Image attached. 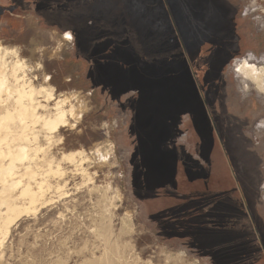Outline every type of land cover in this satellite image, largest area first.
<instances>
[{"label":"rangeland","instance_id":"1","mask_svg":"<svg viewBox=\"0 0 264 264\" xmlns=\"http://www.w3.org/2000/svg\"><path fill=\"white\" fill-rule=\"evenodd\" d=\"M44 1L0 0V40L83 97L53 152L85 150L92 180L64 164L66 194L16 222L0 264H264V93L231 72L264 65V0H161L159 34L131 0H57L51 18Z\"/></svg>","mask_w":264,"mask_h":264},{"label":"bare ground","instance_id":"2","mask_svg":"<svg viewBox=\"0 0 264 264\" xmlns=\"http://www.w3.org/2000/svg\"><path fill=\"white\" fill-rule=\"evenodd\" d=\"M58 38L62 45L70 41L72 35L66 33ZM258 63L244 57L231 64V72L246 83L245 87L252 86L264 93V65ZM37 64L42 67L40 62ZM31 69L17 46L0 40V250L22 216L36 214L56 198L50 195L49 198L48 192L55 189L61 196L66 194L64 188L68 181L63 184L58 180L55 185L50 180L52 176L63 178L66 175L68 170L64 164H70L85 179L92 180L85 167L90 160L85 150L65 151L61 157L53 152L55 143L62 139L61 129L75 126L83 116L86 109L83 97L76 92H57L46 73L43 81L36 83L37 75L32 76ZM107 141L98 142L91 149L97 160H107L108 148L112 146ZM105 197L111 206L114 197L108 194Z\"/></svg>","mask_w":264,"mask_h":264},{"label":"trees","instance_id":"3","mask_svg":"<svg viewBox=\"0 0 264 264\" xmlns=\"http://www.w3.org/2000/svg\"><path fill=\"white\" fill-rule=\"evenodd\" d=\"M60 2V0H59ZM131 2L133 3V9H135V11L133 10V12L131 13L133 15V20L134 19H140L139 15L141 13V8L138 6V4H140L141 6L147 7L150 9V15H151V20H156L157 18H160L158 23L157 21L154 22V25L152 26L151 30L155 33H158V28L163 27L166 31H168L166 24L164 22V19L168 18L167 16V11L164 8V4L161 0H145L144 2L142 0H131ZM93 4V2H92ZM50 5V6H49ZM54 7L59 8L58 4H57V0H53V1H44V5H43V9H42V14L45 18H51L52 16H55L57 14L56 10H54ZM132 8V6H131ZM139 9V10H137ZM72 12H74V8L71 9ZM171 16V14H170ZM60 21V23L65 26H61L63 28H70L71 25H74L75 22H73V19L71 17H64L63 19H58ZM80 22L82 23L83 20H81L79 18ZM69 22L71 25H69ZM167 22V21H166ZM153 24V23H152ZM167 24H170L169 22H167ZM169 28L171 29V25H168ZM172 30V29H171ZM126 31V30H125ZM126 35L128 36V32L126 31ZM155 48V45H154ZM156 51V50H155ZM133 52H135L133 50ZM136 53V52H135ZM138 54L137 53V63H138V67L141 66V61L138 58ZM137 67V68H138ZM136 70V69H135ZM142 69H140L139 71H141Z\"/></svg>","mask_w":264,"mask_h":264}]
</instances>
